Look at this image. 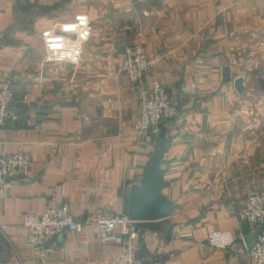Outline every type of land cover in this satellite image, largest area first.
Here are the masks:
<instances>
[{"label":"crops","instance_id":"1","mask_svg":"<svg viewBox=\"0 0 264 264\" xmlns=\"http://www.w3.org/2000/svg\"><path fill=\"white\" fill-rule=\"evenodd\" d=\"M49 34L70 43L68 62L38 56ZM126 42L157 60L146 83L161 82L179 110L164 125L160 162L173 209L140 223V256L145 264H247L242 239L253 232L237 217L247 184L228 172L253 150L254 118L233 110L252 103L254 81L264 79V0H0V81L16 77L19 110L0 150L32 159L25 174L0 178V263L106 264L119 252L94 221L124 213L157 139L135 128L144 86L121 70ZM90 43L103 47L85 49ZM63 204L90 224L39 247L25 215ZM219 230L234 234L233 247L209 244Z\"/></svg>","mask_w":264,"mask_h":264},{"label":"built area","instance_id":"2","mask_svg":"<svg viewBox=\"0 0 264 264\" xmlns=\"http://www.w3.org/2000/svg\"><path fill=\"white\" fill-rule=\"evenodd\" d=\"M54 37L63 45L66 43L62 37ZM156 64L157 60L148 55L142 43L131 42L124 46L122 72L131 84L144 86L139 99L140 114L135 128L138 132L155 138L162 134L167 121L179 116V110L167 88L156 79H152L150 84L146 83L147 76L154 71ZM17 119L14 85L10 78H3L0 81V133L9 122ZM31 164L32 159L28 152L0 150V178L25 174ZM237 217L247 223L254 234L251 248L242 239L247 264H264V192L252 191L247 194ZM94 223L101 241H112L119 247V252L111 256L106 264L146 263L138 252L141 222L130 220L124 213L104 212ZM89 224L88 219L83 222L75 219L66 204L45 206L39 212L26 214L24 221L34 243L41 248L67 230L80 232ZM208 241L216 249L227 250L235 245L236 238L231 232L219 230L211 232Z\"/></svg>","mask_w":264,"mask_h":264},{"label":"rangeland","instance_id":"3","mask_svg":"<svg viewBox=\"0 0 264 264\" xmlns=\"http://www.w3.org/2000/svg\"><path fill=\"white\" fill-rule=\"evenodd\" d=\"M94 31L95 33H98L101 31V28L95 27ZM65 44L63 45L62 42L57 41V38H55L53 34H49L47 37L45 36V38L42 39L41 44L38 43V45H36L34 50L37 51V53H39L38 54L39 57L41 53H45V55L47 54V57L49 56L48 59L50 60L49 61L50 63L59 64L62 62H68L66 61V59L70 53V43L66 42ZM126 44H128V42H126ZM101 47H103V44L101 43H97V44L90 43L87 48L85 47V49L95 51L96 49H99ZM82 48L83 45L81 46L80 49ZM78 52L81 53V50L78 49ZM53 67L58 68L59 66H53ZM64 67H66L65 70L63 69L64 71H69L67 65ZM68 75L69 74L64 75L65 80L69 78ZM5 78H10L11 83L15 85L16 77L8 76ZM254 83H255L254 86L255 90L252 93L254 101L252 103H247V105L246 103H243L241 104L242 106L240 105L235 110H233V113L239 115L251 116L252 118H254V122H255L253 124L254 125L253 131H255V134L252 137V143H251V138L248 139V141L252 144L253 147L252 153L248 155L239 154L237 156L238 160L234 156V154L230 156L231 158L233 157L236 158L234 164L238 163L239 167L238 168L230 167V172H228V175L230 177H233L240 184L241 183L245 184L246 182L247 184L246 188L243 187L244 189L241 188L239 190L242 193L245 189H247L248 193L252 191L264 192V79H262L260 82L261 84H259L261 86H256L258 84L255 81ZM245 164H247V167H245ZM245 198H246V194H245ZM245 198L243 199V202Z\"/></svg>","mask_w":264,"mask_h":264},{"label":"water","instance_id":"4","mask_svg":"<svg viewBox=\"0 0 264 264\" xmlns=\"http://www.w3.org/2000/svg\"><path fill=\"white\" fill-rule=\"evenodd\" d=\"M235 88L239 93L245 91L243 78L235 80ZM155 146V151L145 164L139 185L131 189L124 201L123 212L132 221H157L168 217L173 209V204L163 194V189L168 187L170 182L164 179V172L160 168L165 147L162 135L157 137ZM244 241L246 246L251 248L254 234Z\"/></svg>","mask_w":264,"mask_h":264},{"label":"trees","instance_id":"5","mask_svg":"<svg viewBox=\"0 0 264 264\" xmlns=\"http://www.w3.org/2000/svg\"><path fill=\"white\" fill-rule=\"evenodd\" d=\"M15 105H16V103H15ZM16 107H17V105H16ZM17 110H18V108H17ZM18 112H19V110H18ZM162 137H163V139H164V132H162ZM165 140V139H164Z\"/></svg>","mask_w":264,"mask_h":264}]
</instances>
